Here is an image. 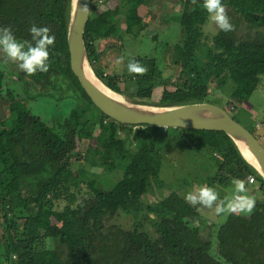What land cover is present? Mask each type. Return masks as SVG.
<instances>
[{
	"label": "trees",
	"instance_id": "obj_1",
	"mask_svg": "<svg viewBox=\"0 0 264 264\" xmlns=\"http://www.w3.org/2000/svg\"><path fill=\"white\" fill-rule=\"evenodd\" d=\"M160 1L94 0L85 43L103 82L143 104L210 102L211 85L222 92L232 88L233 99L247 101L264 76V0H223L236 21L235 30L219 29L212 36L204 30L210 19L203 0H177L180 11L172 15L180 27L173 46L174 79L163 81L162 103L139 99L155 90L156 57L137 55L125 61V67L135 60L147 68L143 75L130 74L127 68L108 73V66H99L106 50L125 49L127 36L158 39L147 15L156 14ZM72 6L73 0H0V27H11L18 41L34 45L29 32L33 24L50 28L55 36L49 71L29 77L16 64V80L25 92L33 91V99L50 96L74 103L50 125L22 106L12 90H5L7 76L0 70V109L5 112L0 115V264H264V200H257L249 217L228 216L217 231L214 254L208 231L192 223L199 216L198 205L187 203L185 194L170 190L164 180L162 155L172 141L208 152L207 161L216 158L218 168L206 181L210 187L229 185L233 179L247 187L248 176L254 174L253 191L264 195L262 175L224 132L129 125L103 113L70 66ZM239 22L249 30L246 38L238 35ZM227 103L233 105V118L243 123L236 115L240 105L231 99ZM246 127L255 133L256 126ZM99 168L117 177L114 185L103 188L108 179H102ZM165 187L162 199L144 205L147 193ZM120 212L139 224L124 228L106 222ZM142 217L151 222L154 234L143 228Z\"/></svg>",
	"mask_w": 264,
	"mask_h": 264
},
{
	"label": "rangeland",
	"instance_id": "obj_2",
	"mask_svg": "<svg viewBox=\"0 0 264 264\" xmlns=\"http://www.w3.org/2000/svg\"><path fill=\"white\" fill-rule=\"evenodd\" d=\"M181 5L178 3L177 0H163L157 4L156 14H148L147 21L150 25V29L153 30V33L158 34V39L155 40L154 37H150L149 35L141 36L139 38H134L133 36L126 37V47L123 51H115V50H106L105 56L103 57L102 61L100 62L99 66H108L106 68V72L108 73H122L126 71L124 66L125 61L128 60L131 56L137 55H147V56H154L158 60V81L156 82V87L154 91L147 90L144 92L143 97H139V99H148L155 103H162L161 95L163 92V81L167 79H174L173 74L175 71L174 60L176 56V51L174 50V44L179 40L180 36V27L177 22V15L172 16L175 13L180 11ZM228 14V9H227ZM230 18V22L234 24L236 21L235 19L228 15ZM166 17L172 18L173 20L168 19ZM213 22L210 20L207 22L204 30L205 33L209 36L215 34V30H213ZM215 27V26H214ZM247 26L242 22H239V26L237 28L238 35L242 38L247 37L248 33ZM0 51V70L6 72V80H5V90L10 89L14 93L16 99L20 104L33 113L41 116V118L48 124L53 125L54 120L57 115L59 114H67L73 108L74 103L71 100H64L61 102H57L55 99L51 98L50 96L35 98L34 94H31L33 91H24L23 83L17 81L16 76L14 74V70H16V64L12 63L9 60H2L5 59L4 55ZM122 59V62L117 63L118 60ZM13 66V68H11ZM13 70V71H12ZM120 86L122 89L125 87V83L121 82ZM129 89L132 91L133 86L129 84ZM169 89H174L173 86L169 87ZM211 89H213V96L209 97L211 103L218 104L231 112L233 105H229L227 100H233L236 105L239 106V110L236 113L237 118L245 123L246 126L249 123L245 122V118L249 120H253L250 124L256 126L255 134L259 137L261 142L264 144V78L261 77L260 82L258 85L253 88V92L250 95V99L248 101H244L241 104L238 100L233 99V89L228 88L227 91L222 92L221 89H218L215 85H211ZM27 93V94H26ZM119 93V92H118ZM122 95L121 93H119ZM124 96V95H122ZM246 102V103H245ZM246 108L248 112H250L249 116L241 113L243 111L242 108ZM5 114V112L0 109V115ZM85 143V142H84ZM81 144L82 146L84 145ZM174 143V144H172ZM179 145V148L177 147ZM210 154L208 152H201L197 151H184L182 146L176 142H171L170 144H166L165 150L163 152V162H164V170L162 172V176L164 180L168 183V186H171L169 189H174L181 192L183 195L187 194L190 191H194L198 189L201 185H207V179H210L214 176L218 170L216 162L217 159H212L207 161V158L210 159ZM209 163V164H205ZM209 167V168H207ZM207 168V169H206ZM100 174H102V179H108L106 182L107 184H103V188H108L110 185H114L117 180V177H113L111 175H107L102 172V169H97ZM111 177V178H110ZM215 185H221L220 183H216ZM211 186L220 196V198L231 197L233 194V188L223 184L222 186ZM232 186V185H231ZM247 194L252 196L255 200L256 198H260L261 194L254 193L252 191V185L247 186ZM168 192V189L165 187L161 190H154L150 191L144 197V205L152 204L159 199H162L165 193ZM198 210V208H197ZM146 214L147 211L144 210ZM213 215L212 213H210ZM213 221H215L214 225L211 227L210 238L212 239L214 246H213V253L218 254L216 251V243H217V231L224 222H226L228 216L230 214H220L218 215L214 211ZM122 212L118 214L116 217L108 218L106 222L108 224H119L122 225L124 228H127V224L130 228H133L134 225H138V219L133 218L131 216H122ZM240 215L247 216L248 214L241 213ZM120 217V218H119ZM140 219V218H139ZM143 228L154 234V228L149 220H146L145 217H142ZM192 223L202 230L209 228L206 221L199 216L194 217Z\"/></svg>",
	"mask_w": 264,
	"mask_h": 264
},
{
	"label": "water",
	"instance_id": "obj_3",
	"mask_svg": "<svg viewBox=\"0 0 264 264\" xmlns=\"http://www.w3.org/2000/svg\"><path fill=\"white\" fill-rule=\"evenodd\" d=\"M93 3L94 0H73L68 46L71 69L94 104L119 123L224 132L233 139L248 163L264 178V144L224 107L211 102L179 106L137 103L128 100L103 82L91 63L85 43ZM85 6L88 9L87 14L81 11Z\"/></svg>",
	"mask_w": 264,
	"mask_h": 264
},
{
	"label": "clouds",
	"instance_id": "obj_4",
	"mask_svg": "<svg viewBox=\"0 0 264 264\" xmlns=\"http://www.w3.org/2000/svg\"><path fill=\"white\" fill-rule=\"evenodd\" d=\"M193 4L197 0H192ZM203 9L209 15V19L224 32L235 30V26L230 22L227 14V6L223 0H203ZM83 14H87V7L81 10ZM29 32L32 36L33 44L18 41L11 27H0V51H2L7 59L17 63L20 70L31 77L37 72L47 73L49 71L50 47H55V36L50 35V28L40 27L33 24ZM27 44V47L25 45ZM121 58L117 63L122 62ZM130 74L143 75L147 72V68L143 67L139 62L130 60L127 64ZM234 186L232 196L220 198L219 194L210 186H201L194 191L185 194L184 199L187 203L196 206L203 205L211 207L215 205V212L220 214H251L255 208V199L247 194L245 181L241 179H233Z\"/></svg>",
	"mask_w": 264,
	"mask_h": 264
},
{
	"label": "crops",
	"instance_id": "obj_5",
	"mask_svg": "<svg viewBox=\"0 0 264 264\" xmlns=\"http://www.w3.org/2000/svg\"><path fill=\"white\" fill-rule=\"evenodd\" d=\"M3 55H4V57H5V54L3 53V52H1ZM4 60H8L7 59V57H5V59ZM10 62V61H9ZM12 63H14V62H11V64ZM13 65V64H12ZM263 78H264V76H263ZM255 92V91H254ZM253 92V93H254ZM253 95V94H252ZM250 97L251 96H249V99H250ZM248 99V100H249ZM247 100V101H248ZM246 103V102H245ZM243 109V111H240L241 113H243V114H245L246 116H249L250 115V112H248L247 110H246V108H242ZM245 122H247V123H251V122H253V120L251 121V120H249V119H246L245 118ZM178 143V142H177ZM178 144H180V146H182V148L184 149V151H190V152H193L195 149H189V148H187L184 144H181V143H178ZM177 147L179 148V145H177ZM249 182V181H248ZM216 184V183H215ZM257 185L256 183H249V185L248 186H251L252 185V191H253V185ZM223 184H221V185H215V186H222ZM232 185V186H231ZM224 186V185H223ZM227 186H230V188H233V184L231 183V184H229V185H227ZM258 187V186H257ZM254 192V191H253ZM258 193V192H257ZM260 194H261V197L260 198H256V202H257V200L258 199H261V200H264V195L261 193V192H259ZM222 199V198H221ZM214 208H215V205H213V206H211V207H207V210H205V211H203V212H201V211H199V217H200V219L201 218H203L205 221H206V223H207V225H208V227L209 228H207V229H204L203 231H208V234L210 235V233H211V227L215 224L214 222L216 221H213L214 219H213V216L215 215L214 214ZM254 211V210H253ZM210 213H212L213 215H211ZM253 213V212H252ZM251 213V214H252ZM251 214H248L247 216H244V217H249ZM243 216V215H242Z\"/></svg>",
	"mask_w": 264,
	"mask_h": 264
},
{
	"label": "flooded vegetation",
	"instance_id": "obj_6",
	"mask_svg": "<svg viewBox=\"0 0 264 264\" xmlns=\"http://www.w3.org/2000/svg\"><path fill=\"white\" fill-rule=\"evenodd\" d=\"M212 28H213V30H215V33L219 30V28L214 24V22H213V27ZM2 60H4V59H2ZM197 208H198V212L199 211L203 212V211L207 210V207H205L203 205H198Z\"/></svg>",
	"mask_w": 264,
	"mask_h": 264
},
{
	"label": "built area",
	"instance_id": "obj_7",
	"mask_svg": "<svg viewBox=\"0 0 264 264\" xmlns=\"http://www.w3.org/2000/svg\"><path fill=\"white\" fill-rule=\"evenodd\" d=\"M249 183H255L257 181L256 175L252 174L248 176Z\"/></svg>",
	"mask_w": 264,
	"mask_h": 264
},
{
	"label": "bare ground",
	"instance_id": "obj_8",
	"mask_svg": "<svg viewBox=\"0 0 264 264\" xmlns=\"http://www.w3.org/2000/svg\"><path fill=\"white\" fill-rule=\"evenodd\" d=\"M113 93V92H112ZM250 158H251V156L249 155V154H247Z\"/></svg>",
	"mask_w": 264,
	"mask_h": 264
}]
</instances>
